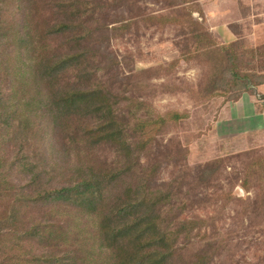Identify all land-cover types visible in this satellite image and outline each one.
<instances>
[{"label":"trees","instance_id":"1","mask_svg":"<svg viewBox=\"0 0 264 264\" xmlns=\"http://www.w3.org/2000/svg\"><path fill=\"white\" fill-rule=\"evenodd\" d=\"M126 1L14 0L21 13L17 21L5 25L0 18L1 83L6 81L1 74L9 77L2 95H8L7 104L2 102L0 111L11 122L12 138L29 142L31 122L47 121L60 140L55 151L62 153L51 163L44 150L42 163L34 164L30 154L16 151L7 162L16 174L29 167L24 183L4 172L6 165L0 172V255L7 264H186L178 239L207 221L183 216L173 180L161 188L153 182L159 172L148 154L154 135L182 115L138 113L137 104L147 106L145 101L128 89L115 90L110 71L107 78L103 74V65L111 69L117 63L112 51L113 59L103 61L100 45L108 44L109 31L130 27L126 22L123 29H109L105 13ZM180 1L176 5L189 0ZM40 2L49 10L39 9ZM191 15L190 25H198ZM146 19L163 25L175 18ZM193 37L199 44V36ZM245 83V89L255 86ZM0 137V143L8 139L5 131ZM223 162H208L210 172L199 184H207ZM255 163L247 164L258 171L249 175L264 180V157ZM247 175L241 177L244 188ZM219 195L227 199L230 192L220 188ZM200 252L191 264L205 262Z\"/></svg>","mask_w":264,"mask_h":264},{"label":"rangeland","instance_id":"2","mask_svg":"<svg viewBox=\"0 0 264 264\" xmlns=\"http://www.w3.org/2000/svg\"><path fill=\"white\" fill-rule=\"evenodd\" d=\"M129 1L105 13L109 29H123L127 23L130 27L108 32V44L100 45L101 57L113 59V52L117 64L111 69L103 65L102 70L106 78L110 71L115 90L128 89V94L145 101L147 106L137 104L138 113L177 112L183 117L168 119L148 152L159 165L154 186L167 187L173 180L178 191L174 203L183 216L207 217L178 239L183 259L191 264L202 251L205 262L200 264H264V180L257 173L250 177V172L258 171L247 166L264 157V101L260 99L264 83H259L264 79V0H189L180 5H176L180 0ZM41 4L39 9L44 8ZM15 6L14 0H0L5 25L21 14ZM190 12L198 25H190ZM150 15L175 19L158 25L146 19ZM207 38L215 43L209 44ZM0 48L4 50L2 43ZM234 72L248 78L236 79ZM1 75L6 81L0 80V104H7L8 95H2L8 91L9 77ZM245 82L255 86L245 89ZM4 115L1 110L0 134L5 131L8 139L0 143V158L5 159L0 161V172L6 165L4 172H13L24 183L29 167L16 174L14 164L11 171L7 161L20 150L30 154L34 164L42 163L45 150L46 159L53 163L62 155L55 151L60 140L52 126L41 120L31 122L29 142L22 143L21 136L13 139L11 122H5ZM218 158H223V164L208 185H200L210 172L207 163ZM244 174H248L247 188L241 185ZM220 188L230 192L229 198L220 197ZM7 263L6 256L0 255V264Z\"/></svg>","mask_w":264,"mask_h":264},{"label":"water","instance_id":"3","mask_svg":"<svg viewBox=\"0 0 264 264\" xmlns=\"http://www.w3.org/2000/svg\"><path fill=\"white\" fill-rule=\"evenodd\" d=\"M260 99H262V100L264 101V95H262V96L260 97Z\"/></svg>","mask_w":264,"mask_h":264},{"label":"crops","instance_id":"4","mask_svg":"<svg viewBox=\"0 0 264 264\" xmlns=\"http://www.w3.org/2000/svg\"><path fill=\"white\" fill-rule=\"evenodd\" d=\"M263 113H264V111H263Z\"/></svg>","mask_w":264,"mask_h":264}]
</instances>
